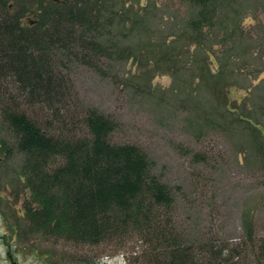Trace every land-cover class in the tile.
Wrapping results in <instances>:
<instances>
[{
	"label": "rangeland",
	"instance_id": "obj_1",
	"mask_svg": "<svg viewBox=\"0 0 264 264\" xmlns=\"http://www.w3.org/2000/svg\"><path fill=\"white\" fill-rule=\"evenodd\" d=\"M147 1L153 6L151 13L137 27L148 32L120 39L122 47L136 46V57L124 61L104 58L98 61V69L70 63L62 70L70 87L66 96H75L59 104L64 106L61 111L71 137L85 130L79 117L71 113L96 108L116 122L109 134L111 142L133 143L147 153L153 173L173 195L167 211L174 216L175 226L186 230L187 238L215 236L222 244L240 248L243 220L248 219L255 238L264 239V0H215V25L204 35L202 44L177 39L194 13L186 0ZM119 27L122 25H114L112 32L117 33ZM229 27H235L237 35L231 36ZM163 37L167 47H176L175 52L182 47L175 65L154 55V45L148 49L142 46L147 40L163 42ZM195 59L198 63L205 59L211 72L223 74L218 77V89L221 84L226 86L223 91L227 89L229 107L248 116L256 129L205 89L198 96L193 92L186 96L191 87L197 88L199 80ZM5 78L1 84L4 102L14 98L23 105L17 84L12 77ZM23 108L38 116L41 126L51 117L52 108L41 103ZM203 116L213 121L209 124ZM211 122L218 125L211 126ZM52 123L56 133L58 122ZM1 139L10 151L0 147V264H74L80 258H92L98 264L153 263L144 250L152 244L147 247L134 231L111 233L98 243L23 231L29 224L23 206L32 203L25 176L20 174L24 155L16 152V138L5 125H0ZM56 163L59 160L52 158L48 165L53 168Z\"/></svg>",
	"mask_w": 264,
	"mask_h": 264
},
{
	"label": "trees",
	"instance_id": "obj_2",
	"mask_svg": "<svg viewBox=\"0 0 264 264\" xmlns=\"http://www.w3.org/2000/svg\"><path fill=\"white\" fill-rule=\"evenodd\" d=\"M186 1L194 13L177 39L202 44L204 35L215 25V0ZM152 7L147 0H0V125L12 131L16 152L24 155L20 174L25 176L32 203L23 206V216L29 220L23 231L43 236L53 234L77 243H98L111 233L134 231L147 247L152 244L144 249L148 250L152 264H237L238 259L248 256V250L264 251V239L255 238L250 220H243L244 238L238 242L240 248L222 244L215 236L187 238L186 230L177 228L174 216L167 211L173 195L167 184L153 173L147 153L133 143L110 141L115 121L94 107L71 113L79 117L85 128L80 135L71 137L62 115L64 106L60 102L75 98L66 96L70 87L62 70L70 63L98 69V61L104 58L124 61L136 57V46L122 47L120 39L148 32L137 26L144 23ZM77 25L78 29L73 28ZM114 25H122L117 33L112 32ZM228 33L237 35L236 28L229 27ZM209 37L212 39L214 35ZM163 39L157 43L147 40L142 46L148 49L154 45V55L159 54L175 65L179 59H174L181 56L182 47L175 52L176 47H167L168 41ZM185 54L183 57L187 58ZM209 58L213 64L214 57ZM194 62L199 80L196 89L189 85L191 89L186 96L192 92L198 96L205 89L210 96L221 100L229 112L236 113L239 120L256 129L248 116L229 107L227 89L223 91L226 86L221 84L218 89V77L223 74L211 72L205 59ZM5 77H12L17 84L24 97L23 105L14 98L4 102L6 94L1 84ZM36 103L52 108V118H46L43 126L38 116L23 108ZM203 119L208 123L213 121L205 116ZM52 120L58 122L56 133ZM217 125L211 122V126ZM0 143L1 149L8 153L5 140ZM52 158L59 163L50 168L48 163ZM17 235L21 240V232L17 231ZM230 250L235 253H227ZM263 256L264 253L258 255ZM200 258L208 261L198 263ZM76 261L74 264H98L92 258Z\"/></svg>",
	"mask_w": 264,
	"mask_h": 264
},
{
	"label": "flooded vegetation",
	"instance_id": "obj_3",
	"mask_svg": "<svg viewBox=\"0 0 264 264\" xmlns=\"http://www.w3.org/2000/svg\"><path fill=\"white\" fill-rule=\"evenodd\" d=\"M229 252L230 253H235V251H231V250L227 251V253H229ZM246 253H248V256L240 258V259H238V261H241V262H244V261H252V262L261 261V262H264V256L263 257H258V255L259 254L261 255L262 253H264V251H262V250H248V251H246Z\"/></svg>",
	"mask_w": 264,
	"mask_h": 264
}]
</instances>
